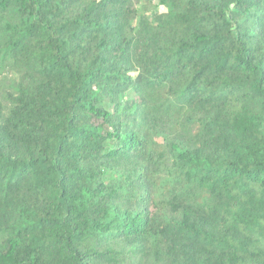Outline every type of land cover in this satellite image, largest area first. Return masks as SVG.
<instances>
[{
  "label": "trees",
  "instance_id": "obj_1",
  "mask_svg": "<svg viewBox=\"0 0 264 264\" xmlns=\"http://www.w3.org/2000/svg\"><path fill=\"white\" fill-rule=\"evenodd\" d=\"M0 264H264V0H0Z\"/></svg>",
  "mask_w": 264,
  "mask_h": 264
}]
</instances>
